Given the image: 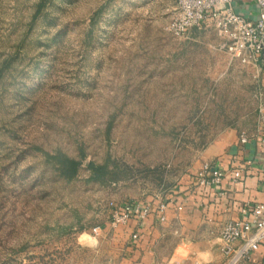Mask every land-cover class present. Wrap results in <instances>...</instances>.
<instances>
[{
	"label": "rangeland",
	"instance_id": "374dc122",
	"mask_svg": "<svg viewBox=\"0 0 264 264\" xmlns=\"http://www.w3.org/2000/svg\"><path fill=\"white\" fill-rule=\"evenodd\" d=\"M175 10L0 0V264H112L92 228L113 203L169 193L229 132L256 130L264 62L209 22L173 36ZM57 151L78 161L74 178L48 159Z\"/></svg>",
	"mask_w": 264,
	"mask_h": 264
},
{
	"label": "crops",
	"instance_id": "0c3cea01",
	"mask_svg": "<svg viewBox=\"0 0 264 264\" xmlns=\"http://www.w3.org/2000/svg\"><path fill=\"white\" fill-rule=\"evenodd\" d=\"M237 8L255 14L251 0L238 2ZM241 143L235 132L228 133L217 146L207 148L203 160L210 159L228 171L234 161L245 165L244 178L237 183L223 178L217 187H202L194 174L183 175L169 193L146 200L154 209L165 204V219L153 211L146 218H130L116 227L109 225L94 235L95 243L107 240L113 246L112 264H221L219 231L227 219L242 217L245 202H264V131L257 124ZM137 234L133 239L132 234ZM98 236V237H97ZM239 264H264V238Z\"/></svg>",
	"mask_w": 264,
	"mask_h": 264
},
{
	"label": "built area",
	"instance_id": "2783aa9c",
	"mask_svg": "<svg viewBox=\"0 0 264 264\" xmlns=\"http://www.w3.org/2000/svg\"><path fill=\"white\" fill-rule=\"evenodd\" d=\"M245 0H176V10L166 23L165 29L176 37L185 36L189 30L201 23L209 22L218 34L241 56L254 65L264 62V0H251L255 14L237 8L238 2ZM257 123L264 131V79L258 92ZM239 141L245 143L248 134L241 131ZM264 146V136L261 138ZM244 164L234 161L228 171L217 167L212 161H203L194 174V181L202 187H217L223 178L240 182L245 176ZM160 220L165 219V204L160 203L154 209L146 200H126L114 204L111 208L108 225L116 227L125 224L130 218L142 220L151 212ZM242 217L227 219L221 225L218 237V249L223 256L221 264H239L249 257L264 238V202H245L239 209ZM100 226H94L92 232L98 234ZM133 233L132 238H137ZM190 264H200L192 262Z\"/></svg>",
	"mask_w": 264,
	"mask_h": 264
},
{
	"label": "trees",
	"instance_id": "16d2710c",
	"mask_svg": "<svg viewBox=\"0 0 264 264\" xmlns=\"http://www.w3.org/2000/svg\"><path fill=\"white\" fill-rule=\"evenodd\" d=\"M47 157L52 161L55 170L61 177L67 180L74 178L77 172L78 161L66 156L60 151L51 155L48 154ZM88 168L91 171V175L95 178L105 174L106 172L105 164H94L93 162H89Z\"/></svg>",
	"mask_w": 264,
	"mask_h": 264
},
{
	"label": "water",
	"instance_id": "95a60500",
	"mask_svg": "<svg viewBox=\"0 0 264 264\" xmlns=\"http://www.w3.org/2000/svg\"><path fill=\"white\" fill-rule=\"evenodd\" d=\"M263 54H264V49H263Z\"/></svg>",
	"mask_w": 264,
	"mask_h": 264
}]
</instances>
